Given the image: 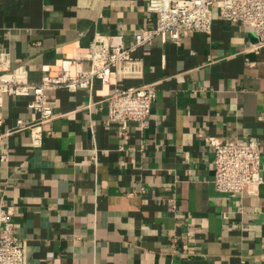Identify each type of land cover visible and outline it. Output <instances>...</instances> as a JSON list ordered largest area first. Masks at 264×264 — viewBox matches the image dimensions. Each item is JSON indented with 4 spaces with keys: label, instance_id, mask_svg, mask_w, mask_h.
Segmentation results:
<instances>
[{
    "label": "crops",
    "instance_id": "crops-1",
    "mask_svg": "<svg viewBox=\"0 0 264 264\" xmlns=\"http://www.w3.org/2000/svg\"><path fill=\"white\" fill-rule=\"evenodd\" d=\"M185 4L188 0H176ZM149 0H0V54L29 84L89 68L90 44L127 47L155 26ZM208 34L155 38L119 64L116 84L44 92L40 144L32 94H0V202L24 264H264V47L218 18ZM151 84L143 123L107 121L116 88ZM209 139L260 152L262 183L229 197L212 184ZM1 230V228H0Z\"/></svg>",
    "mask_w": 264,
    "mask_h": 264
},
{
    "label": "built area",
    "instance_id": "built-area-1",
    "mask_svg": "<svg viewBox=\"0 0 264 264\" xmlns=\"http://www.w3.org/2000/svg\"><path fill=\"white\" fill-rule=\"evenodd\" d=\"M149 10L156 14L155 26L141 30L125 47L121 37H111L104 44L93 42L77 54L76 61H88L89 68L81 69L79 63L72 70L45 74L37 84H29L22 69L9 70V54H0V94L23 97L32 94L28 107L39 114L36 124L17 121L18 129H29L33 143L40 144V132H34L40 124L52 118V110L45 103L44 92L64 88L69 91L91 90L95 81L101 85L116 84V67L133 60L138 48L149 45L155 38L177 44L192 33L208 34L213 22L212 8L218 18L251 29L256 48L264 47V0H188L180 4L176 0H149ZM156 97L153 85L116 88L105 98L107 121L117 122L124 128L127 122L143 123L151 111ZM213 149V188L229 197L249 194V189L262 183L258 143L251 139L245 144H223L209 139ZM0 264H24L23 250L12 236V211L0 202Z\"/></svg>",
    "mask_w": 264,
    "mask_h": 264
}]
</instances>
